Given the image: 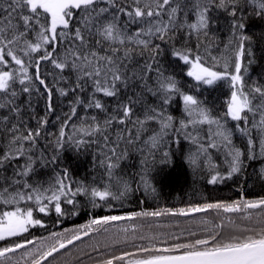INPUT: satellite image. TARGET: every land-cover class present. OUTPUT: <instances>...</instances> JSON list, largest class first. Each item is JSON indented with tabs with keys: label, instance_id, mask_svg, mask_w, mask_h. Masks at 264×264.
<instances>
[{
	"label": "snow or ice",
	"instance_id": "6c2138e0",
	"mask_svg": "<svg viewBox=\"0 0 264 264\" xmlns=\"http://www.w3.org/2000/svg\"><path fill=\"white\" fill-rule=\"evenodd\" d=\"M262 59L264 0H0V264H264Z\"/></svg>",
	"mask_w": 264,
	"mask_h": 264
},
{
	"label": "trees",
	"instance_id": "16d2710c",
	"mask_svg": "<svg viewBox=\"0 0 264 264\" xmlns=\"http://www.w3.org/2000/svg\"><path fill=\"white\" fill-rule=\"evenodd\" d=\"M259 23L258 21H252L249 31H258ZM257 52L259 53L260 44L259 42L256 45ZM264 59L260 60L257 64H254L251 69L250 75L259 76V74L264 71ZM51 130V128L49 129ZM66 158L71 159L73 162V167L77 170L76 174L79 176H83L85 174V170L89 168V156H80L77 158L71 152L65 153ZM201 190L204 191L205 194L220 198V199H234L235 193L225 185L219 186H207L205 187V183L202 181H198L195 184L192 181L191 174H185L184 170L181 168H176L169 171L167 177L161 180V187L159 192V202L160 204H167L169 206H180L186 202H199L200 201V193ZM254 192L258 193L259 189H254ZM136 204L135 199L129 201L126 204V207L131 208ZM157 202L154 199H149L145 203V207H156ZM97 214H107L104 210L98 209ZM212 215V214H210ZM88 219V214L82 212L78 216L66 218L62 225H56L57 229L61 227H70L72 224L83 223L84 220ZM146 223L153 224L155 226L154 221H147ZM161 223H167V221H162ZM36 235H43L42 231H35Z\"/></svg>",
	"mask_w": 264,
	"mask_h": 264
}]
</instances>
